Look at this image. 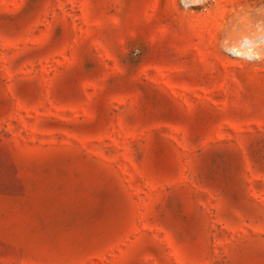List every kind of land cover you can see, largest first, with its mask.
<instances>
[{"label": "rangeland", "instance_id": "obj_1", "mask_svg": "<svg viewBox=\"0 0 264 264\" xmlns=\"http://www.w3.org/2000/svg\"><path fill=\"white\" fill-rule=\"evenodd\" d=\"M0 264H264V0H0Z\"/></svg>", "mask_w": 264, "mask_h": 264}]
</instances>
